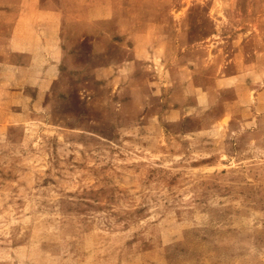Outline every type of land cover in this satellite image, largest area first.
Here are the masks:
<instances>
[{"label":"rangeland","instance_id":"1","mask_svg":"<svg viewBox=\"0 0 264 264\" xmlns=\"http://www.w3.org/2000/svg\"><path fill=\"white\" fill-rule=\"evenodd\" d=\"M0 264H264V0H0Z\"/></svg>","mask_w":264,"mask_h":264}]
</instances>
